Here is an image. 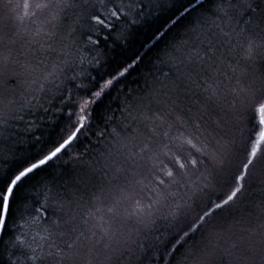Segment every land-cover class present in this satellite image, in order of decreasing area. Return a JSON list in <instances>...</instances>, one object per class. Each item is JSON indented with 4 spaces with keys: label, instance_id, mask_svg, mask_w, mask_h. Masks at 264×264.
<instances>
[{
    "label": "snow or ice",
    "instance_id": "snow-or-ice-1",
    "mask_svg": "<svg viewBox=\"0 0 264 264\" xmlns=\"http://www.w3.org/2000/svg\"><path fill=\"white\" fill-rule=\"evenodd\" d=\"M161 6L3 0L0 64L24 57L40 75L31 99L0 97V260L264 264V187L238 231L209 227L258 166L264 185V0H163L144 52L109 63ZM178 25L151 86H126ZM42 123L52 131L36 135Z\"/></svg>",
    "mask_w": 264,
    "mask_h": 264
},
{
    "label": "trees",
    "instance_id": "trees-1",
    "mask_svg": "<svg viewBox=\"0 0 264 264\" xmlns=\"http://www.w3.org/2000/svg\"><path fill=\"white\" fill-rule=\"evenodd\" d=\"M3 1V0H2ZM3 4V2H1ZM161 8L159 9L160 18H152V19H144L141 21L140 24L134 26L132 30V38L129 42V47L126 51L121 52L117 49L115 52L108 53L109 63L112 62L113 58L115 59H123L126 56L133 55L137 51L143 53L144 49L140 47L144 40H147L152 33L155 31L156 27L162 22L163 18L168 14L163 7V0H161ZM182 26H177L173 28L171 32L168 33L161 41H159L155 47L147 52L144 56V61L126 78L125 84L128 87L138 90H147L149 86L152 84V77L153 75H159V73L155 72L154 63L156 61L157 56H162L165 50V46L172 42L173 40H179L182 36ZM85 55H87L85 53ZM90 59V57H89ZM21 63H9V64H0V94L3 98L7 99H17L21 100V93L25 92V87L27 83H31V74H36L35 76L38 78L40 75V71L29 73L26 71L21 65L26 62L24 57L20 58ZM85 68H89L87 63L84 65ZM10 70V74L7 75L5 70ZM23 69V72H22ZM90 71L96 72H103L104 68L101 66L97 70H92L89 68ZM13 71V73H12ZM264 71V68L260 66V72ZM23 73V74H22ZM22 75L25 77V81L23 82ZM4 82L3 85V81ZM144 80H147V85H145ZM23 82V85H22ZM29 85V84H28ZM119 85H117V88ZM3 88V89H2ZM33 87H30L32 89ZM24 89V90H23ZM20 95V98H19ZM115 95V91L113 92ZM23 97V95H22ZM27 99L29 96H27ZM113 107H115V102H113ZM51 128L46 127L44 123H42L41 127L36 129V135H40L41 133H49L51 132ZM31 145H26V147H30ZM67 159V158H65ZM54 164L56 162H53ZM74 165L70 162L67 167L71 168ZM256 177V182L253 185L252 189L250 190V194L247 195L246 199L243 203L238 204L231 212H223L220 213L217 217L212 219V223L209 227H222V228H232L234 231H238L241 227V222L247 221L248 214L250 212L255 211V205L259 204L262 193L260 191L261 187L264 185L261 184V177L259 175V166L257 171L254 173ZM175 211V208L172 209ZM258 238V237H257ZM199 239V236H197ZM237 259L235 260V264H249V261L246 260L244 257L240 256L239 253L235 254ZM233 258L229 257L228 261H231ZM228 261L225 264H228ZM0 264H7L6 260H0Z\"/></svg>",
    "mask_w": 264,
    "mask_h": 264
},
{
    "label": "rangeland",
    "instance_id": "rangeland-1",
    "mask_svg": "<svg viewBox=\"0 0 264 264\" xmlns=\"http://www.w3.org/2000/svg\"><path fill=\"white\" fill-rule=\"evenodd\" d=\"M1 2H3L2 0H0V13H3V11H4V9H3V4H1ZM10 14H13L14 15V13H10ZM9 64V63H8ZM255 71L257 72V74H259V71H260V64H259V62L257 63V65H256V67H255ZM10 70H8V69H6L5 70V73L7 74V75H9L10 74ZM22 72H23V69H22ZM12 73H13V71H12ZM23 74V73H22ZM36 74L34 73L33 75L31 74V82L34 80V79H37V77L35 76ZM22 78L24 79L23 80V82L25 81V77L22 75ZM6 80H4L2 83H3V85H4V82H5ZM23 82H22V85H23ZM25 83L27 84V86L25 87V92L23 91L21 94L23 95V97H22V95H21V98H24V99H27L28 97V93H30L31 91H32V89H30V87H34V85L32 84V83H27V80L25 81ZM29 84V85H28ZM3 89V88H2ZM24 90V89H23ZM0 97H2L1 96V94H0ZM19 98H20V95H19ZM29 98H31L30 96H29Z\"/></svg>",
    "mask_w": 264,
    "mask_h": 264
}]
</instances>
